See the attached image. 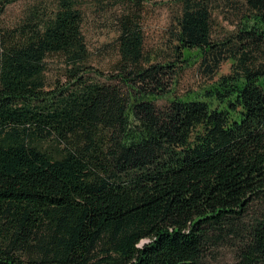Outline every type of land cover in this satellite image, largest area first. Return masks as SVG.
Here are the masks:
<instances>
[{"label":"trees","instance_id":"1","mask_svg":"<svg viewBox=\"0 0 264 264\" xmlns=\"http://www.w3.org/2000/svg\"><path fill=\"white\" fill-rule=\"evenodd\" d=\"M16 1L0 0V264H264V0H243L223 39L218 0H174L164 61L145 50V0H124L108 75L82 0L6 25ZM192 58L217 77L172 96Z\"/></svg>","mask_w":264,"mask_h":264},{"label":"rangeland","instance_id":"2","mask_svg":"<svg viewBox=\"0 0 264 264\" xmlns=\"http://www.w3.org/2000/svg\"><path fill=\"white\" fill-rule=\"evenodd\" d=\"M40 0H18L7 6L3 15V23L13 25L26 13L27 7ZM50 5L54 0H43ZM243 0H218L214 11L213 36L215 39L225 38L230 30L236 28V9L242 6ZM84 14L83 32L89 48V64L93 70L104 75L111 74L118 60L115 38L118 35L116 16L128 8L124 0H82ZM177 5L174 0H145L140 11L141 25L145 34V50L155 55L156 60L173 59L170 44L173 39L174 19ZM47 80L49 85L62 78L64 66L60 57L48 59ZM230 63L222 65L220 73L229 72ZM216 74L202 65L198 58L188 63H180L170 94L176 96L200 94ZM64 80V78H62ZM206 85V86H205ZM168 97L157 100L160 106L168 103ZM229 258V255H228ZM223 259V257H222Z\"/></svg>","mask_w":264,"mask_h":264}]
</instances>
